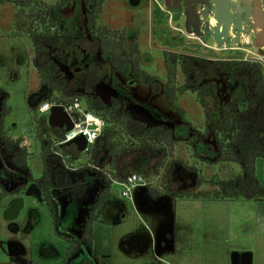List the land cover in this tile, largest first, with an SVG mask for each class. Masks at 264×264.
Returning a JSON list of instances; mask_svg holds the SVG:
<instances>
[{
  "label": "rangeland",
  "instance_id": "obj_1",
  "mask_svg": "<svg viewBox=\"0 0 264 264\" xmlns=\"http://www.w3.org/2000/svg\"><path fill=\"white\" fill-rule=\"evenodd\" d=\"M55 1L31 0L35 6ZM89 9L83 0H73L72 5L61 12L60 28L51 48L61 74L77 93L98 95L107 105L118 98L135 118L150 125H168L173 129L176 142L172 155L145 148L128 149L119 157L124 177L132 172L142 174L148 185L159 190L160 196L170 197V211L163 209L159 201L152 208H142L138 193L148 185L136 188L127 199L121 195V186L114 182L106 205H113L114 212L111 216L101 213L99 219L105 222L94 223L97 227H94L95 232L93 230V245L81 244L78 253L81 248L83 252L79 258H76L78 254L73 258L74 264H84L85 256L90 264H232V251H249L254 254V264H264V248L257 234L259 200L174 195L179 190H212L218 187V182L236 179L242 172L239 162L217 159L219 150L214 128L231 109H235L236 114L248 115L257 108V99L249 94V77L232 62L254 61L264 70V44L257 43L258 28L249 36L243 34L238 42L236 32L231 31L229 38L219 44L213 36L217 22L211 23L215 20L213 14L203 18L204 33L198 36L187 32L185 12L175 11L166 0H106L98 24L112 34L124 30L127 39L138 40L141 68L158 77L156 82L144 83L130 70L121 75L102 60L99 50L94 49V39L86 23ZM17 10L18 6L12 2H0V88L7 94V105L11 108L3 117L4 127L10 136L25 137L31 150L32 174L39 177L42 161L37 134L52 137L53 133L49 112H38V119H34L32 106L45 102L46 98H39L44 97L49 88L41 84L33 63L35 48L29 30L34 24L29 18L19 17ZM166 51L189 59L186 67L178 65V108L168 102L165 94ZM206 82L215 84L216 95L199 98L193 87ZM205 106L209 109L208 116ZM127 142V138L123 139L124 145ZM106 150L104 145L100 153L106 154ZM104 154L94 160V165H88L91 155L86 152L69 167L63 160L57 165L58 177L66 173L71 178L67 181L68 189L57 185L53 190L58 207L56 221L46 204L36 196L27 197L20 216L14 220H6L0 207V264H18V261H21L19 264H48L40 256V244L54 239L56 229L57 235L63 234V238L58 236L57 239L64 254L60 264H73L65 260L67 239L81 242L83 223L90 217L102 187L94 166L110 168V160L102 161ZM11 157L5 154L0 158V193L10 190L28 174L17 168ZM163 228H168L169 234L161 236ZM160 237L162 241L173 243V254L165 255L168 251L158 246L132 255L123 246L125 238L157 240ZM111 243L113 261H107L111 256ZM95 254L101 256L99 261Z\"/></svg>",
  "mask_w": 264,
  "mask_h": 264
},
{
  "label": "trees",
  "instance_id": "obj_2",
  "mask_svg": "<svg viewBox=\"0 0 264 264\" xmlns=\"http://www.w3.org/2000/svg\"><path fill=\"white\" fill-rule=\"evenodd\" d=\"M89 7L86 14V23L94 39V49L99 50L102 60L112 66V68L125 75L129 70L141 82L153 83L158 77L150 74L141 68V49L137 39H127L125 31L111 33L106 27L98 24V19L103 11L106 0H83ZM0 2H12L18 6L19 17L23 16L32 20L34 27L29 30L33 40L35 54L33 63L37 68L41 84L47 85L49 90L44 101L57 100L63 103H71L76 100L81 101L87 110L101 117L104 126L100 137L93 145L90 161L88 165H94V160L101 158L104 153L102 146L106 145L104 163L110 160L109 169L94 168L98 170V178L102 182V187L96 201L92 205L90 217L83 223V233L80 240L68 239L66 259H73L81 244L93 245L94 223L99 220L103 207L112 196V185L115 180L124 179L122 165L119 157L126 150L140 151L145 148L155 151L158 154L168 153L172 155L176 137L173 129L165 124H149L146 121L135 118L134 114L122 106L117 98L112 104L107 105L100 96L77 93L70 87L67 79L61 74L59 64L51 54V48L56 42V32L60 28L61 12L71 6L73 0H56L54 3L41 2L35 5L31 0H0ZM29 11H25V8ZM167 79L164 86L168 102L176 106V77L178 65L186 67L189 59L185 55L166 51ZM233 65L245 71L250 81V95L257 99L258 105L255 110H251L248 115L236 114L235 109H231L220 118V124L215 127V138L219 154L217 159L222 162H239L242 165L244 176H238L234 180H222L218 182V187L208 191H177L175 196L181 197H208L215 199L226 198H248L264 199L256 179V162L259 158H264V70L254 61L240 60L232 62ZM198 97L216 95L214 83L206 82L198 87H193ZM0 158L5 154H11L13 164L25 170L20 182L10 190L0 193V200L7 195H18L32 182L42 190L43 201L56 221L57 201L53 190L57 185L68 189L70 174L58 173V164L63 160L69 167L73 165L81 156L75 144L67 145L63 143L66 131L61 128L51 127L53 136L38 135L41 142L42 172L39 177H34L29 165L31 150L24 136L13 137L3 130L2 119L9 114L11 108L7 105V94L0 88ZM33 118L38 119L39 105L32 106ZM207 116L209 109L205 106ZM230 115H234L231 119ZM128 140L123 144V139ZM62 156V157H59ZM94 157V158H93ZM146 190L153 198H158L159 190L148 185ZM83 194V193H82Z\"/></svg>",
  "mask_w": 264,
  "mask_h": 264
},
{
  "label": "water",
  "instance_id": "obj_3",
  "mask_svg": "<svg viewBox=\"0 0 264 264\" xmlns=\"http://www.w3.org/2000/svg\"><path fill=\"white\" fill-rule=\"evenodd\" d=\"M170 5L171 0H166ZM186 30L189 33L202 35L201 29L203 18L210 15L213 8V16L217 21L213 29V36L219 44L227 40L231 31L236 32L238 42L243 34L251 35L252 26L258 28L259 45L264 44V0H184ZM201 5V10L197 11V5ZM249 41V39H248ZM49 124L51 127L61 128L69 131L73 128L74 122L63 105H54L49 112ZM67 145L75 144L80 152H84L87 147L85 136L77 137L66 142ZM36 196L43 201L41 188L37 183L32 182L24 190V195H18L10 199L7 207L3 211L6 220H14L19 217L20 212L25 207V197ZM232 264H252L253 254L249 251H232Z\"/></svg>",
  "mask_w": 264,
  "mask_h": 264
},
{
  "label": "crops",
  "instance_id": "obj_4",
  "mask_svg": "<svg viewBox=\"0 0 264 264\" xmlns=\"http://www.w3.org/2000/svg\"><path fill=\"white\" fill-rule=\"evenodd\" d=\"M41 81V80H40ZM1 100V98H0ZM2 127H3V130H5V127H4V119H2V123H1ZM6 131V130H5ZM7 133V132H6ZM203 147V146H202ZM200 147L201 149L199 151H201L203 148ZM198 152V151H197ZM232 163V162H231ZM238 163V162H237ZM241 164V163H240ZM243 169V168H242ZM244 176V171L242 170V172L239 174V176ZM256 179H257V182L261 188V190L263 191L264 193V158H259L256 162ZM231 180V179H230ZM234 180V179H233ZM98 181V180H96ZM99 182V181H98ZM97 182V183H98ZM98 185L100 186L101 183L99 182ZM180 191V190H179ZM148 191L147 190H144V189H140L139 190V198L141 199V205L143 206L142 208L143 209H147V208H152L158 201L160 203H162L163 205V209L165 210H168L170 211L171 207L169 206V202H170V197H167V196H158V198H153L151 195H149L147 193ZM18 195H24L23 192H21L20 194ZM18 195H13V194H10V195H7V196H4L1 200H0V207L2 209V211L5 210V208L7 207V203L10 199H12L13 197L15 196H18ZM174 196L171 194V197ZM28 197H31V196H28ZM110 199V198H109ZM108 199V200H109ZM211 199H215V198H211ZM233 199V198H232ZM257 199V198H255ZM107 200V202H108ZM260 201L259 203V207H258V211H259V220L258 221V226L260 227L259 231L257 232V234L260 237V239L258 238V241L262 247V249L264 248L263 247V244H264V199H257ZM26 202H27V197H25V205H26ZM44 202V201H42ZM106 202V204L104 205L103 207V213L104 215H107V216H111L110 214L112 212H114V206L112 205L111 207L110 206H106L108 203ZM263 202V203H262ZM45 203V202H44ZM21 214V212H20ZM20 216V215H19ZM99 222L100 223H103L105 222L103 219H99ZM96 223H98L96 221ZM99 223V224H100ZM95 227V226H94ZM97 227V226H96ZM95 227V229H96ZM55 228V227H54ZM168 231V228L165 230L163 228V230L161 231V236H164V234ZM95 232V230H94ZM169 234V232H167ZM57 229L54 230V239H49V240H44L41 242V250H40V256L42 257V259L45 261V263H48V264H60V260L63 258V253H62V249L59 248V243L57 241V239H59L58 236H60L61 238H63V234H59L57 235ZM81 235V234H80ZM79 235V236H80ZM162 237H160L159 239L157 240H147L146 238H138V239H130V238H125V242H124V249L129 251L130 254L132 255H138V254H142L144 252H147L151 249V247H160L162 248V251H168L165 255L167 254H173L175 251L173 250L172 246H173V243L172 242H168V241H162L161 239ZM135 241H137L135 243ZM156 242V243H155ZM175 243V242H174ZM151 244V245H150ZM68 244H66V247H67ZM110 253H111V256H110V260H107V261H113V246H112V243L110 244ZM176 245V244H175ZM174 247V246H173ZM87 250H91L89 248H87ZM86 250V251H87ZM175 250L177 251V245H176V248ZM112 251V252H111ZM83 252L82 248L80 249V252L78 253L77 252V257L76 258H79L80 257V254ZM100 254V253H99ZM253 254V253H252ZM86 255H87V252H86ZM95 256V259L96 260H100V255H94ZM264 256V255H263ZM157 258H159L160 256H156ZM75 258V257H74ZM31 259V258H30ZM63 260V259H62ZM264 262V258L262 259ZM73 264L75 262V259L73 260H70ZM84 261V264H90V260L85 256V258L83 259ZM29 262V261H27ZM21 263V261H18V264ZM255 263V258H254V254H253V263ZM24 264V263H23ZM144 264V263H142Z\"/></svg>",
  "mask_w": 264,
  "mask_h": 264
},
{
  "label": "built area",
  "instance_id": "obj_5",
  "mask_svg": "<svg viewBox=\"0 0 264 264\" xmlns=\"http://www.w3.org/2000/svg\"><path fill=\"white\" fill-rule=\"evenodd\" d=\"M54 105H63L74 122L73 128L66 131L63 143H66L78 135H83L87 140V147L84 152L91 155L93 145L97 142L102 133L104 126L103 119L87 110L84 103L78 100L71 103H63L57 100L45 101L39 106V112H50L51 107ZM114 182H117L121 186V195L127 199L132 197V193L136 188L141 186L145 187L149 184L147 179L138 172H132L126 175L124 179L115 180Z\"/></svg>",
  "mask_w": 264,
  "mask_h": 264
},
{
  "label": "flooded vegetation",
  "instance_id": "obj_6",
  "mask_svg": "<svg viewBox=\"0 0 264 264\" xmlns=\"http://www.w3.org/2000/svg\"><path fill=\"white\" fill-rule=\"evenodd\" d=\"M184 0H171V4L170 6L172 7V9H175V11L177 10H180V11H183L185 12V6H184ZM202 8H201V5H197V11H200ZM213 8L211 7L210 9V14H213ZM202 27V26H201ZM255 29L254 26H252V30ZM68 240V239H67Z\"/></svg>",
  "mask_w": 264,
  "mask_h": 264
},
{
  "label": "bare ground",
  "instance_id": "obj_7",
  "mask_svg": "<svg viewBox=\"0 0 264 264\" xmlns=\"http://www.w3.org/2000/svg\"><path fill=\"white\" fill-rule=\"evenodd\" d=\"M215 21H216V20L212 19L211 23L214 25Z\"/></svg>",
  "mask_w": 264,
  "mask_h": 264
}]
</instances>
